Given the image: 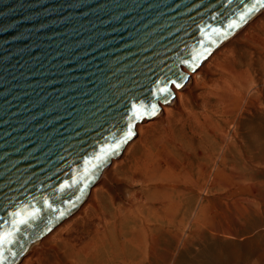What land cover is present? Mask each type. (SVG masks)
Listing matches in <instances>:
<instances>
[{
    "label": "water",
    "instance_id": "1",
    "mask_svg": "<svg viewBox=\"0 0 264 264\" xmlns=\"http://www.w3.org/2000/svg\"><path fill=\"white\" fill-rule=\"evenodd\" d=\"M260 7L0 0V264H17L67 218L186 80L183 69L195 70Z\"/></svg>",
    "mask_w": 264,
    "mask_h": 264
},
{
    "label": "rangeland",
    "instance_id": "2",
    "mask_svg": "<svg viewBox=\"0 0 264 264\" xmlns=\"http://www.w3.org/2000/svg\"><path fill=\"white\" fill-rule=\"evenodd\" d=\"M217 48L17 264H264V12Z\"/></svg>",
    "mask_w": 264,
    "mask_h": 264
},
{
    "label": "bare ground",
    "instance_id": "3",
    "mask_svg": "<svg viewBox=\"0 0 264 264\" xmlns=\"http://www.w3.org/2000/svg\"><path fill=\"white\" fill-rule=\"evenodd\" d=\"M262 12H264V6H262V7H260L255 13H253L250 17H248V19H246L245 21H243L242 23H240L238 26H236L232 31H230L227 35H225L223 38H222V42L220 41L219 42V44L218 45H216V47H215V49L217 48V46H218V48L217 49H219V46L220 47H222V45L224 44V43H226L227 41H230V40H232V39H235V38H237V36L240 34V32L250 23V22H252L254 19H256L257 17H258V15L260 14V13H262ZM223 39H224V41H223ZM215 49H214V51H215ZM217 51V50H216ZM215 51V52H216ZM211 52V51H210ZM209 52V53H210ZM209 53L198 63V65H197V67H196V69L195 70H190V69H187L186 67L183 69L185 72H186V74H187V78H186V80L179 86V87H177V86H173L172 87V91L174 92V95L172 96V97H170L166 102H164V103H161V105H160V109L159 110H157L156 111V113H154V115L150 118V119H152V120H150V121H148L147 122V124H151V123H154L155 122V120H156V118H160V117H162L163 115H164V113L167 115L168 114V112H169V110L171 109L170 108V106H172V105H175V104H178L179 102H180V100H181V98H182V94H183V90L184 89H188V88H191L195 83H196V78H197V74H198V71L203 67V65L207 62V60L209 59ZM229 84V83H228ZM225 85V83L224 84H222L221 85V87H219L218 88V95H217V100L220 102V103H225V101L227 102V98H229L230 97V95H232V97H233V92H235L236 93V96H235V98L236 99H239L240 98V95H243V94H240V93H242V91H243V89H242V87L240 88V90H235V91H233V85ZM240 95H239V94ZM228 106H229V104H227ZM226 105V106H227ZM174 107V106H173ZM216 117V116H215ZM155 119V120H154ZM145 121V120H144ZM143 121V122H144ZM142 122V123H143ZM222 124H224V123H222ZM143 126H148V125H146V124H138L137 126H136V130H137V133L138 132H140V131H142V129H143ZM229 133V132H228ZM230 146V144H228V147ZM108 171V167H106L105 168V170H104V173L105 172H107ZM217 171V172H216ZM220 170H219V168H217L216 167V169H214V171H213V173L215 174V175H219L221 172H219ZM225 181L226 182H230L231 180H230V178L229 177H226L225 178ZM180 186V185H179ZM92 188V187H91ZM178 188V187H177ZM80 205V204H79ZM78 205V206H79ZM77 206V207H78ZM76 207V208H77ZM76 210V209H75ZM74 210V211H75ZM73 211V212H74ZM73 212H71L69 215H71ZM68 215V216H69ZM67 216V217H68ZM43 238V236L41 237H38L36 240H34L33 241V243H35V245H37V244H39V240H41ZM42 241V240H41ZM34 245V246H35ZM30 247V246H29ZM28 247V248H29ZM32 249V248H31ZM27 251V250H26ZM24 255V254H23ZM132 255L134 256V258H133V260H132V262L130 263V264H141V261H135V259L136 258H138V255H139V253H137V252H133L132 253ZM127 262L126 261H124V264H126Z\"/></svg>",
    "mask_w": 264,
    "mask_h": 264
},
{
    "label": "snow or ice",
    "instance_id": "4",
    "mask_svg": "<svg viewBox=\"0 0 264 264\" xmlns=\"http://www.w3.org/2000/svg\"><path fill=\"white\" fill-rule=\"evenodd\" d=\"M256 3L264 6V0H256ZM253 10H254V6H253V8H250L249 9V12H251ZM244 19H245V17L242 15L241 16V20H244ZM236 26H238V25H236V24L230 25V27H236ZM136 118L137 119L141 118V114L140 113H137L136 114ZM126 135L127 136H131L132 135L131 130ZM115 147L118 148L119 147V144H117ZM100 159H102V158H98V160H100ZM21 223H25V221H21Z\"/></svg>",
    "mask_w": 264,
    "mask_h": 264
}]
</instances>
